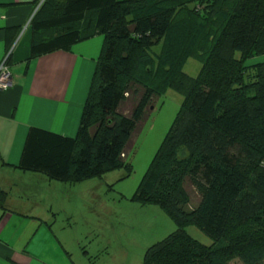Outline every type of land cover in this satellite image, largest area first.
I'll use <instances>...</instances> for the list:
<instances>
[{
	"label": "trees",
	"instance_id": "1",
	"mask_svg": "<svg viewBox=\"0 0 264 264\" xmlns=\"http://www.w3.org/2000/svg\"><path fill=\"white\" fill-rule=\"evenodd\" d=\"M30 29L28 63L97 35L104 44L75 138L30 128L17 168L77 182L130 173L132 138L154 99L173 89L183 107L136 198L161 206L177 230L142 264H264V162L252 176L244 168L264 151V73L250 82L241 71L223 85L204 77L209 59L236 68L264 52V0H45ZM190 58L202 66L197 77L182 71ZM189 186L200 196L190 212ZM6 201L0 190V207ZM233 222L261 232L229 236ZM188 226L213 246L193 240Z\"/></svg>",
	"mask_w": 264,
	"mask_h": 264
},
{
	"label": "rangeland",
	"instance_id": "2",
	"mask_svg": "<svg viewBox=\"0 0 264 264\" xmlns=\"http://www.w3.org/2000/svg\"><path fill=\"white\" fill-rule=\"evenodd\" d=\"M226 28L219 43L226 39ZM160 52V46L152 49L155 56ZM206 64L208 72L204 77L211 74L212 83L226 84L241 71H248L251 82L252 77L264 73V52L243 59L236 68L222 59H209ZM201 67L200 62L190 58L182 71L197 77ZM183 104L182 95L170 88L154 99L152 110L132 138L127 152L130 173L122 167L103 177L77 182L51 180L41 173L16 168L5 172L12 177L11 195L26 202L28 213L32 216L45 214L46 221L55 224L61 245L66 249L63 264H142L151 246L177 230L176 223L161 206L140 202L136 195ZM254 124L258 130L261 121L254 119ZM263 152L244 161L248 175L252 176L259 165L263 166ZM3 175L4 172H0V177ZM188 192L191 207L185 210L190 212L198 205L200 196L190 186ZM185 230L201 245L213 246V240L196 226H188ZM246 231L257 234L261 229L252 224L237 227L233 222L228 235L236 236Z\"/></svg>",
	"mask_w": 264,
	"mask_h": 264
},
{
	"label": "crops",
	"instance_id": "3",
	"mask_svg": "<svg viewBox=\"0 0 264 264\" xmlns=\"http://www.w3.org/2000/svg\"><path fill=\"white\" fill-rule=\"evenodd\" d=\"M44 1L0 0V65L13 48L12 85L0 90V190L7 193L0 207V264H63L66 249L55 224L28 213L26 202L11 195L5 172L18 169L30 128L75 138L104 44L97 35L28 63L30 22Z\"/></svg>",
	"mask_w": 264,
	"mask_h": 264
},
{
	"label": "built area",
	"instance_id": "4",
	"mask_svg": "<svg viewBox=\"0 0 264 264\" xmlns=\"http://www.w3.org/2000/svg\"><path fill=\"white\" fill-rule=\"evenodd\" d=\"M13 48L10 50L4 62L0 65V90L9 88L12 85V74L8 66V59L11 56Z\"/></svg>",
	"mask_w": 264,
	"mask_h": 264
}]
</instances>
